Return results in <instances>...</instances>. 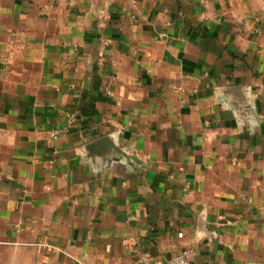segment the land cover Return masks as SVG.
<instances>
[{"label":"crops","instance_id":"crops-1","mask_svg":"<svg viewBox=\"0 0 264 264\" xmlns=\"http://www.w3.org/2000/svg\"><path fill=\"white\" fill-rule=\"evenodd\" d=\"M185 250L264 264V0H0V264Z\"/></svg>","mask_w":264,"mask_h":264},{"label":"built area","instance_id":"built-area-1","mask_svg":"<svg viewBox=\"0 0 264 264\" xmlns=\"http://www.w3.org/2000/svg\"><path fill=\"white\" fill-rule=\"evenodd\" d=\"M53 138L57 140L59 138V133H54ZM193 254L192 250H185L178 254L177 256L170 259L165 264H190L191 263V256Z\"/></svg>","mask_w":264,"mask_h":264}]
</instances>
